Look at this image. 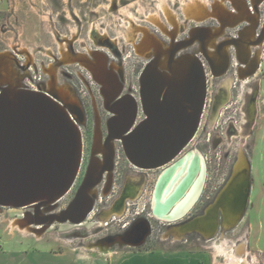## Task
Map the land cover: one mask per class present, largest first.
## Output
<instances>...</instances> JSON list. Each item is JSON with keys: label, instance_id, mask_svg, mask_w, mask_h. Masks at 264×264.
I'll use <instances>...</instances> for the list:
<instances>
[{"label": "rangeland", "instance_id": "374dc122", "mask_svg": "<svg viewBox=\"0 0 264 264\" xmlns=\"http://www.w3.org/2000/svg\"><path fill=\"white\" fill-rule=\"evenodd\" d=\"M241 2L252 13H259L255 35L261 36L264 32V0H258L257 8L253 6V0ZM219 3L230 11H238L232 0H0V94L4 88L50 94L70 112L82 134V159L72 187L54 204L42 206L41 214L66 210L88 178L89 169L90 172L96 168L101 171L108 166L109 160L112 167L111 170L106 168L100 182L90 189L93 210L83 224L71 221L40 223L34 215L35 204L0 206V247L7 248L15 238L19 242L38 238L41 239L39 244L42 242L52 248H80L83 251L110 246L113 252L141 251L181 245L209 253L213 261L216 252L211 247L212 242L227 239L237 250L242 243L237 240L242 235L246 237L249 219L254 218L256 208H261L260 218L264 221V191H255L253 198L258 197L252 216L253 201H250L241 222L225 234L220 232L211 239H204L197 233H189L184 240L167 235L172 226L153 211L154 185L163 168L142 170L129 160L121 140H114L111 146L106 144L109 123L116 116V109L111 105L118 106L117 103L134 98L139 104L135 125L145 118L141 82L146 70L159 61V54L151 51L143 55L137 50V46L147 41L145 36L148 34L170 47L168 52L178 49L175 59L194 55L205 70L206 101L199 135L176 158L184 156L186 153H182L190 148L201 151L208 162L210 190L223 183L241 151L251 165L254 159L255 166L261 165L257 154L259 149H264V101L260 84L264 57L261 54L260 61L256 60V42L250 43L252 51L248 57L246 53L244 60L240 57L233 41L239 40L241 31L249 25V22H243L227 28L215 39L220 52L230 44L227 46L226 71L222 75L215 72V65L202 50V42L206 39V30L220 24L210 15ZM215 49V46L211 48L212 51ZM94 52L106 57L107 67L114 73L113 86L105 87L87 66L94 60ZM159 68L163 70L160 65ZM230 78L229 91L224 87V81ZM63 87L69 90V95L79 106L65 101L58 93L57 88ZM253 105L255 109H252ZM253 176L251 170V184ZM128 177L141 179L136 181L138 186L143 185L139 198L127 202L123 215H113L101 224V212L120 196ZM18 218L29 220L33 231L20 230L18 225L11 227V222ZM187 220L188 216H185L172 225H181ZM143 221L150 226L145 241L136 245L131 241L119 242L120 237H126L133 227L143 230ZM134 237L136 240L139 235ZM102 241L105 244H99Z\"/></svg>", "mask_w": 264, "mask_h": 264}, {"label": "bare ground", "instance_id": "6f19581e", "mask_svg": "<svg viewBox=\"0 0 264 264\" xmlns=\"http://www.w3.org/2000/svg\"><path fill=\"white\" fill-rule=\"evenodd\" d=\"M232 1L238 8L237 12L230 11L222 3L215 5L214 10L210 12V15H212V17H214L215 19H218L220 24L217 27L208 28L206 30V39L202 42V50L205 51L204 53L206 54V56L212 60V63L215 65L214 70L218 75L224 74L227 69L228 62L225 63V60H227V51H229V48L227 46H229L230 44L224 46L220 52V45L215 42V39L222 36L227 28L237 26L243 22H249V25L243 31H241L239 40L233 42L235 43L236 47H239H237L238 53L244 60V54L246 53V57H248L249 51H252V49H250V43H252L253 40L255 41L258 37L254 45L256 48H258V53H256V60L260 61L259 59H261V54H263L264 32L261 36L255 35V29L257 28V25L260 21L259 13H252L249 8H247V6L243 5L241 0ZM253 6L254 8H257L258 0H253ZM172 36H175L173 32ZM145 38L147 39V41H144V44L137 46V50L143 55L144 53H149L151 51L155 54H159L157 58L159 59V61L157 60V62L150 66L149 69L146 70L144 75L143 107H145L144 110L147 117L145 118L143 123L150 117L149 115L152 112V103H154L155 106L158 107L157 91L159 94H161V101L163 100L165 102L166 100L170 99V97L175 96L176 99H179L181 105L185 108L187 113L195 114L196 111L200 108L202 114L207 85L204 88L205 93L203 95L202 103H200L198 102V93L201 90V80L203 74L202 69H199V66L202 64L201 61L194 55H187L183 58L175 59L174 55L176 54L178 49H176L175 51H171L170 53L167 51L170 47H166L164 43L157 37L148 36V34H146ZM175 40H173V44L175 43ZM213 46H215L216 48L214 51L211 50ZM93 56L94 60L87 63V66H89L95 77L98 78L105 87H109V85L113 86L114 73L108 69L106 64V57L101 56L98 52H94ZM159 65L161 68H163V70H160ZM254 69L256 70L255 63ZM203 71L205 73L204 69ZM231 85V78L224 81V87H226L229 91L231 90ZM110 89L111 88H108L109 91ZM57 90L65 101L79 106L78 101L75 98H72L71 95H69V90H64V87L57 88ZM27 95L45 96L46 98H49L55 105H57L62 112L66 113L69 122L73 126H75L80 137L78 160L71 179V184L66 189L62 191H56L54 195L50 194L47 190H42L40 194L34 198L35 200L20 203L19 205L16 204V202H9L10 205L8 206L24 207L30 204H35L36 206H38V204L43 202L52 205L70 190L77 177L83 153L82 134L73 116L65 108V106H63L62 103H60L57 99L47 93L32 90H20L18 88H4L2 90V93L0 94V107L3 105H20L25 101ZM131 101L135 102V109H137L138 113V102L134 98H129L125 101H121V104L119 106H116L114 104L111 105V108L116 109L115 117L121 116L122 111L125 115L130 110L129 105L131 104ZM125 102L126 106L123 109L122 106ZM252 109H255V105L252 106ZM201 114L197 121L196 129L188 142L191 140L197 130L201 119ZM76 115H78V113ZM51 118L52 117L46 111L43 102H41L33 112H31L24 118H16L12 123L9 122L8 124L4 125L6 126L5 128L4 126L0 128V163L5 165L9 173L11 174L9 178L11 179L10 181L12 188H10V190L15 197H27V195H29L33 191L32 190L30 192V188H34L39 184H46L48 182H52L54 184L57 183V177L55 176L57 166H50V169L46 168L47 150H45V148L47 147V149H50L48 150L49 156L51 155L50 158L53 159V156H56L60 148L64 145H66V148L63 152H70V139L66 129L55 122L49 121V119ZM57 120L59 121L58 118ZM57 120L55 121L57 122ZM136 121L137 114L134 124L132 125L129 133L133 132L136 129ZM184 126L187 130V122L184 123ZM129 133H126L123 136H128ZM121 139L122 138L108 139L106 144L111 146L114 140ZM188 142L186 143V145L188 144ZM186 145H184L173 158V160H171L167 164L158 167H152L163 168V171L160 174V180L162 181V183L160 184V188L158 190L154 189L153 211L159 219H163L168 222L175 220L177 217H180L179 219L185 217L189 210L196 204V202L200 198L204 186L206 176L205 162L202 161L201 163L198 158H196L195 161L192 162V156H194L197 152L194 151L191 154H185L182 157L176 158ZM32 151L34 154H36L35 156L32 155ZM144 152L147 153L146 151ZM197 160L201 163V169L199 170L197 176L193 179L187 192L182 197L174 201V205L169 211H165V205L171 203L173 198L180 191V186L190 176L193 168L197 166ZM108 167H111L110 160L108 166L103 167L101 171H99L97 168H93L94 170L90 172V176L93 180V185L96 186L100 182L103 171ZM137 167L142 169H152L141 166ZM65 168L66 164H63L62 170H65L66 172L67 169ZM250 169L251 165L247 157L244 155V152L242 153L241 151L238 156V161L236 162L234 167V175L231 183L220 195L219 200L211 205L208 210L207 216L196 220V223L192 222L191 224H181L177 227H171L167 232V235H174L177 239H184L186 238L185 236L189 234L191 232V229L193 228H197L203 233L209 234L212 231V228H210V224L220 223L221 219H224L223 228L225 230H230L237 226L244 218L250 202ZM49 170H51L52 172L50 173ZM45 171V175L42 176V178L39 180L37 176ZM14 173L17 176L15 175L14 177ZM139 180L141 179L128 177V179L126 180V185L123 188L120 196L114 201L112 206L104 209L101 212V224L110 220L113 215L121 216L126 210L127 202L129 200H136L139 198L143 188V185L138 186L136 184V181ZM167 180L169 181L167 185L164 188H161L162 184ZM28 184H31V186L25 191H22L20 189L21 186H26ZM90 189L92 188L84 190L80 197L81 201H83L85 197H89ZM159 203L164 206H159ZM219 210H221L222 218H219ZM44 217L45 215L41 214V209L39 208L36 214L37 221L40 223L43 222ZM28 221L18 218L11 222V227L14 228L16 225H18L20 230L33 231V229L31 228L32 226H30L29 223L30 221ZM173 223H175V221H173ZM141 224L143 226V230H139L137 229V227H133L128 232V235H126V237H120L119 242L129 243L131 241L136 245L143 240L145 241L147 235L149 234L148 230L150 226L146 221H143ZM137 234L139 235V239L135 240L134 235ZM237 241L242 242L238 246L237 250L230 246L231 243L227 239L223 240L222 238H220L219 240L211 243V247L216 252V264H259L256 261L254 255H250L249 249L245 248V243L247 242L246 237L242 235V237ZM219 258H222V260H220Z\"/></svg>", "mask_w": 264, "mask_h": 264}, {"label": "water", "instance_id": "95a60500", "mask_svg": "<svg viewBox=\"0 0 264 264\" xmlns=\"http://www.w3.org/2000/svg\"><path fill=\"white\" fill-rule=\"evenodd\" d=\"M179 49H182V47H180ZM201 65L199 66L200 67L199 69H202V73H203L201 80L202 86H201V90L198 93V102L200 103H202L203 95L205 93L204 88L206 86V78H205V73L203 71L204 68ZM144 75L141 82L142 97L144 95L143 94ZM41 102H43L46 111L52 117L51 119H49V121L55 122L66 129L70 139L69 140L70 152L69 153L63 152L64 149L66 148V145H64L60 148L57 155L53 156L52 159L50 158L51 155L49 156V152H48V150L50 149H47V147L45 148V150H47L46 168L50 169V166H54V165L57 166L56 167L57 170L55 172V176L57 177V181H56L57 183L54 184L52 182H48L46 184H39L34 188H30V192L32 190L33 191L25 198L13 196L10 190V188H12L10 181L11 179L9 178L11 174L9 173L7 167L2 163H0V206H8L10 205L9 202H16V204L19 205L20 203L35 200L34 198L37 197L42 190L44 191L47 190L49 191L50 194L54 195L56 191H62L71 184V179L74 174V170L78 160L80 137L75 126H73L69 122L66 113L62 112L58 108V106L55 105L49 98H46L45 96L27 95L25 101L20 105L1 106L0 128L8 124L9 122L12 123L16 118L18 119L24 118L25 116L33 112ZM134 103H135L134 101H131V104L129 105L130 110L125 115L124 112L122 111L121 116L119 117L117 116L112 119L109 125V134L107 136L106 141L108 139H113V138H117V139L122 138L121 139L123 142L122 144L129 160H131L132 163L136 164L137 166L152 168L167 164L168 162L173 160V158L182 149V147L186 145V143L192 136L193 132L195 131L197 121L201 114L200 108L196 111L195 114H189L186 112L185 108L181 105L179 99H176L175 96L170 97V99L164 102L163 100L161 101V94H159L157 91L158 107L155 106L154 103H152L151 105L152 112L149 115L150 117L144 123L141 122L140 124H138L136 129L133 132L129 133V131L132 128V125L134 124L135 117L137 114V109H135L136 106L134 105ZM118 104L120 105L121 102ZM125 106H126V102L123 104L122 108L124 109ZM57 118L59 119V121L57 120ZM55 120H57V122ZM185 122H187V130L185 129L186 127L184 126ZM5 127L6 126H4V128ZM126 133H129L128 136H123ZM144 151H146L147 153H145ZM32 155L35 156L36 154H34L32 151ZM63 164H66V168H65L67 169L66 172L65 170H62ZM108 168L111 170L112 167L111 168L108 167ZM200 169H201V163L197 160V166L193 168L190 176L180 186L181 189L173 198L172 202L165 205L164 207L165 211H169L173 207L174 201L182 197L187 192L190 184L192 183L193 179L197 176ZM49 172L51 173L52 171L49 170ZM45 173L46 171L40 173L37 176L39 180L42 178V176L45 175ZM15 175L16 174L14 173V177ZM233 175H234V168L231 177L229 178L227 184L218 195L215 202L219 200L220 195L231 183L233 179ZM168 182H169L168 180L165 181L162 184L161 188H164ZM161 183L162 181L160 180V176H159L155 189L158 190L160 188ZM31 184H28L26 186H21L20 189L22 191H25L31 186ZM93 187H95V185H93V180L90 176V169H89L88 178L84 181L83 185L80 188V191L77 193L75 199L70 203L69 207L66 210H63L57 214L54 213L47 214L43 218L42 223L51 224L55 221H61V222L71 221L74 224H80L84 222L87 216L93 210V203L91 201L92 200L91 197L84 196L85 198L83 201H81L80 197L85 189H89ZM47 205L49 204L43 202L38 204V206H35L36 207L35 215L37 214V210L39 208L41 209L42 206H47ZM159 206H164V205L159 203ZM209 208L206 210V213L203 216L197 217L192 221L185 222L184 224H191L192 222L196 223L195 222L196 220L206 217ZM179 218L180 217H177L173 221L176 222ZM173 221H169V223L171 224L172 227H177L178 224L172 225ZM221 224L222 226L224 225V219L222 220ZM210 225L212 231L209 234H205L197 228L191 229V232L199 231L203 233L204 238L211 239L216 236L220 223L217 224L212 223Z\"/></svg>", "mask_w": 264, "mask_h": 264}, {"label": "crops", "instance_id": "0c3cea01", "mask_svg": "<svg viewBox=\"0 0 264 264\" xmlns=\"http://www.w3.org/2000/svg\"><path fill=\"white\" fill-rule=\"evenodd\" d=\"M262 62L261 64L264 67L263 58ZM260 81L264 101V74ZM263 150L264 149H259L257 154L261 165L255 166V159L254 164H250L252 173L254 174L250 198L253 204L249 202L251 204V216L255 201L258 197L256 196L253 198L254 192L256 191L259 193L264 191ZM257 184L258 187H256ZM47 211L50 212L49 209H47ZM260 211L261 208H256V212L253 214L254 218L249 219L250 225L249 228H247L248 233H246V248L249 249L250 255H254L259 264H264V230H261L264 228V221L260 218ZM29 239L24 242H19L17 238H15L9 243L7 248L0 247V264H215V259L212 261L209 253L197 251L188 246L181 245H173L167 249L141 251L120 250L113 252L110 250L111 246L110 248L103 249L95 247L94 249L83 251L80 248H52V246L45 245L42 242L39 244L38 241L41 239ZM99 244L105 243L102 241V243ZM99 244L97 243L96 245ZM117 244L119 243L117 242ZM207 248L210 247L208 246Z\"/></svg>", "mask_w": 264, "mask_h": 264}, {"label": "flooded vegetation", "instance_id": "af4514ba", "mask_svg": "<svg viewBox=\"0 0 264 264\" xmlns=\"http://www.w3.org/2000/svg\"><path fill=\"white\" fill-rule=\"evenodd\" d=\"M257 40V38H256ZM255 40V41H256ZM253 40V42H255ZM205 101H206V97H205ZM204 106H205V103H204ZM204 108V107H203ZM146 114H145V118H146ZM145 118L143 119V121L145 120ZM201 118H202V114H201ZM142 121V122H143ZM201 121V119H200ZM200 124V122H199ZM201 125V124H200ZM199 125L197 127V130L195 132V134L193 135V137L191 138V140L188 142V144L190 143V145L192 144V142L196 139V137H198L199 135ZM198 131V132H197ZM195 136V137H194ZM187 144V145H188ZM196 151L197 153H195L194 156H192V162L195 161L196 158H198L200 160V162L202 163V161L205 162V165H206V176H205V181H204V186H203V189H202V193H201V196L200 198L198 199V201L196 202V204L189 210V212L186 214V216H188V221H192L193 219L197 218V217H201L203 216L205 213H206V210L209 208V206L211 207V205L216 201L218 195L220 194V192L222 191V189L225 187V185L227 184V181L229 180V178L231 177L232 175V172H233V168H234V165L236 163V161L238 160V156L237 159L234 161L230 171H229V174L227 175V177L224 179L223 183L221 185H218V186H215L213 187V189L215 190H210V187L208 186V183H207V180H208V172H209V169H208V162L206 163L207 161V158L205 157V155H203V153L201 151H199L198 149H193V148H190L189 150L185 151L184 153H182V155H184L185 153L186 154H191L192 152ZM182 157V156H180ZM248 159V158H247ZM157 169H162V168H157ZM142 170H151V169H142ZM252 170V168L250 169ZM163 171V169L160 171L159 175L161 174V172ZM159 175H158V178H159ZM158 180V179H157ZM157 182V181H156ZM156 185V184H155ZM155 185H154V188H155ZM209 189V190H208ZM54 204V203H53ZM248 210V209H247ZM247 210H246V213H247ZM61 212V211H60ZM49 214V213H47ZM47 214H43V215H47ZM35 215V214H34ZM123 215V214H122ZM35 217V216H34ZM219 218H222L221 217V210H219ZM222 220L221 219V222L220 224L222 223ZM168 225H171L170 223H168ZM230 230H225L221 225H219V229L217 231V234L218 233H223L225 234L226 232H228ZM190 233H197L199 236H201L202 238L203 237V233L199 232V231H192ZM205 239V238H204Z\"/></svg>", "mask_w": 264, "mask_h": 264}]
</instances>
